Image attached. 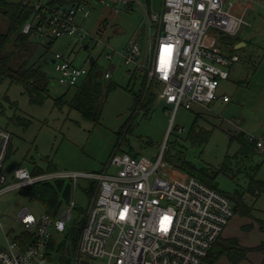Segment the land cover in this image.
<instances>
[{
    "label": "rangeland",
    "instance_id": "obj_1",
    "mask_svg": "<svg viewBox=\"0 0 264 264\" xmlns=\"http://www.w3.org/2000/svg\"><path fill=\"white\" fill-rule=\"evenodd\" d=\"M4 1L18 3L22 0ZM28 1L43 6L50 0ZM101 1L113 2L86 0L81 3L90 13L87 19L81 13L75 19L88 34L83 42L74 37H62L49 46V39L36 36L27 52H19L11 60L15 69L40 67L48 77L51 98L42 105H33L21 87L7 82L0 84V128L13 136L3 169L6 186L16 183L13 174L18 168L30 172L40 169L45 175L65 172L97 174L104 171L117 146V150L132 157L154 161L168 143L173 156L180 154L182 161L207 170L215 188L234 204L238 195H242L245 203L253 208L251 216L242 217L247 223L244 229L239 222L240 214L231 220L234 226L227 234L230 232L239 242L242 241L238 242L241 247L229 244L230 253L223 254L216 264H264V231L260 229V222L264 221V194L257 197L248 192L252 175L256 180H264V151L256 147V154L243 158V161L239 154L240 140L249 143L250 136H264V0L225 2L236 3L234 12L237 14L247 10V25L233 38L244 43L240 48L231 51L232 37L212 31L224 53L232 52L239 57V62L230 69L229 79L222 81L218 89V93L226 94L230 102L218 100L203 108H180L176 113L159 100L156 84L153 82L151 87L148 81L144 84V74L129 75L132 66L125 65L118 55L130 45L137 44L139 63L145 69L149 66L150 47L157 31V22L151 17L160 16L163 0H148V3L130 0L129 7L119 6L116 13ZM7 28V21L0 15V33H5ZM6 51L12 50L7 47ZM56 54L69 56L75 67L87 71L92 69L90 59L95 60L94 71L101 83L93 87V119H86L79 111L67 106L61 109L54 106L53 99L65 96L70 101L76 89L59 84L58 74L51 63ZM108 54L110 59L106 58ZM106 73L110 74V79L104 78ZM149 87V92L155 96L153 102L136 107L134 96L144 98ZM193 135L195 141L191 139ZM162 163L169 179L174 173L179 178L187 175L175 166L176 163L165 160ZM95 189V180L85 177L78 179L75 189L73 186L71 199L76 207L72 210L69 228L82 219ZM19 190L0 194L2 249L7 248L6 235L17 241L25 236L16 223L22 209H30L35 216L45 213L39 203L29 202ZM66 234L54 235L55 250L44 264H73L75 251Z\"/></svg>",
    "mask_w": 264,
    "mask_h": 264
},
{
    "label": "built area",
    "instance_id": "obj_2",
    "mask_svg": "<svg viewBox=\"0 0 264 264\" xmlns=\"http://www.w3.org/2000/svg\"><path fill=\"white\" fill-rule=\"evenodd\" d=\"M101 2L115 13L119 6H130V0ZM225 2L163 0L160 16L151 17L157 22V31L150 47L149 66L145 69L139 63L137 44L118 53L125 65L132 66L129 75H146L148 86L154 82L159 100L175 113L180 108L190 110L218 100L229 101L218 89L222 81L229 79V70L239 57L224 53L212 31L234 38L247 22L246 9L237 14L236 3ZM21 3L31 4L28 0ZM31 5L34 16L25 23L24 34L35 28L40 37L49 41L62 37H74L80 42L87 39L88 34L75 20L78 13L84 19L90 16L84 5L54 4L49 5V10L38 3ZM106 58L110 59V55ZM52 60L62 86L75 88L88 75L89 71L75 67L69 56L56 54ZM104 78L110 79V74ZM12 138L9 131L0 128V186H4L0 194L42 181L69 180L74 189L81 177L96 182L83 215L73 264H209V252L235 216L233 202L220 191L189 175L179 178L174 173L169 179L162 163L163 152L150 161L115 149L104 171L97 174L33 176L22 167L14 171L16 183L6 186L3 169ZM248 141L264 151V136H250ZM75 207L71 199L56 217L46 213L35 216L30 209H22L16 223L22 234L33 235L34 240L29 243L24 236L17 241L6 235L7 248L0 247V264H44L49 243L55 234L65 233Z\"/></svg>",
    "mask_w": 264,
    "mask_h": 264
},
{
    "label": "trees",
    "instance_id": "obj_3",
    "mask_svg": "<svg viewBox=\"0 0 264 264\" xmlns=\"http://www.w3.org/2000/svg\"><path fill=\"white\" fill-rule=\"evenodd\" d=\"M84 2L85 0H71L70 2L57 0L52 4L48 3L46 6H43V9L49 10V5L52 6L54 4L67 5L68 3L73 5L75 3ZM0 15L5 18L8 25L7 31L5 33H0V84L7 82L9 83V85L19 86L22 88L23 93L27 95L31 104L42 105L46 100L50 99L51 96L49 91L48 77L41 71V68L35 66H21L15 69L11 66V60L15 59L14 57L17 56V53L27 52L29 45L32 43V39L36 36H39L35 28L28 34L23 33V27L25 23L33 19L34 7L31 4L23 5L21 2L9 3L4 0H0ZM53 41L54 40L50 41L48 45L51 46ZM238 43L239 42L237 41V39L232 38L229 49L232 51L236 47V45H238ZM7 47L12 51H6ZM229 53L233 54L232 52ZM94 63L91 64L92 69L88 72L87 77L74 90L70 101H68L65 96L53 99L55 107L61 109L62 107L67 106L70 109L79 111L86 119H93V87H97L101 83L100 79L97 77L94 71ZM130 75L132 77L137 76L136 73H132ZM144 76L145 84L148 79L146 75ZM150 87L148 88L144 98L143 96H134L136 107H138L139 104L141 106H148L153 102L155 96L154 94H151L149 92ZM207 135L208 133L206 134V136ZM195 138L196 137L194 135L191 136V139L193 141H195ZM240 141L241 150L239 154L242 161L243 158H249L256 154V151L258 150L255 143H251L249 141V143H242V140ZM115 149H119V147L117 146ZM163 160L171 164L176 163L175 166L179 170L203 182L207 186L216 189L212 184V176L207 170L197 169L193 165L182 161L180 154L173 156L171 154L168 143L164 147ZM40 172V169H34L31 172V175H42V173ZM248 192L257 197L261 194H264V180H256L252 175L250 177ZM19 193L22 197L28 199L29 202L39 203L44 208V212L46 214L56 217L63 205L69 204L71 200L72 183L69 180L60 179L53 181H42L39 183H35L34 185L21 188L19 190ZM252 209L253 208L251 206H248L245 203L244 197L242 195H238L237 200L234 204L235 215L240 214V217L251 216ZM82 220L83 217L80 221L76 222L73 227H67L65 231V233H67L65 236L71 239V247L74 251L79 240ZM260 224V229L264 231V221L260 222ZM25 237L26 238L24 239L29 243L34 240L33 235L29 234ZM54 240L55 239L52 238L51 242L48 245V252L45 256L44 262H47L49 260L50 253L55 250ZM216 244L209 252V264H216L217 260L223 254L230 253L231 248H227L222 244H219L218 247H216Z\"/></svg>",
    "mask_w": 264,
    "mask_h": 264
},
{
    "label": "crops",
    "instance_id": "obj_4",
    "mask_svg": "<svg viewBox=\"0 0 264 264\" xmlns=\"http://www.w3.org/2000/svg\"><path fill=\"white\" fill-rule=\"evenodd\" d=\"M63 1H65V2H70L71 0H63ZM86 1V0H85ZM102 3V2H101ZM144 3H148V0H145L144 1ZM68 4V3H67ZM78 4H81V3H75V4H73V5H78ZM70 5H72V4H70ZM244 10V9H243ZM247 11V10H246ZM243 12V11H242ZM242 12H241V14H242ZM240 14V13H239ZM231 74V73H230ZM226 95V94H225ZM228 102H230V100L228 101ZM228 102H225V103H228ZM202 108V107H201ZM68 206V204H65V205H63V207L61 208V210L60 211H62V210H64L66 207ZM236 216V215H235ZM234 216V217H235ZM241 218V221H239L240 223H241V228L242 229H244L246 226H247V223H245V221H243V219H242V217H240ZM233 220V219H232ZM234 221H232V223L230 222L229 224H228V226L225 228V230H224V232H223V234L221 235V237L219 238V240L217 241V244H216V247H218V245L220 244H222V245H224V246H228L229 244H232V243H235V244H237L238 246H240L239 244H240V242H242V241H240L239 242V240L237 239V238H235V236H232V234L229 232V234H227L228 233V230H229V228H232V226H234ZM226 234V235H225ZM231 242V243H230ZM238 242H239V244H238ZM241 247V246H240ZM244 247V246H243ZM248 249H250V248H248ZM222 257V256H221ZM221 257L219 258V259H221Z\"/></svg>",
    "mask_w": 264,
    "mask_h": 264
},
{
    "label": "water",
    "instance_id": "obj_5",
    "mask_svg": "<svg viewBox=\"0 0 264 264\" xmlns=\"http://www.w3.org/2000/svg\"><path fill=\"white\" fill-rule=\"evenodd\" d=\"M243 45H244V43H239L238 45H236L235 49H238V48H240V47L243 46ZM85 49H87V46H85ZM94 62H95L94 59H90V64H93ZM51 63L54 64V61L51 60ZM98 83H100V82H98ZM163 150H164V149H162L161 152H163ZM161 152H160V153H161Z\"/></svg>",
    "mask_w": 264,
    "mask_h": 264
}]
</instances>
